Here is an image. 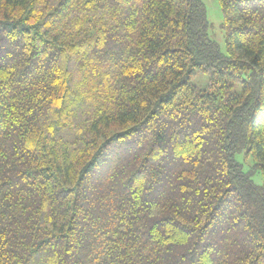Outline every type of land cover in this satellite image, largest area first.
Returning <instances> with one entry per match:
<instances>
[{
	"label": "trees",
	"instance_id": "trees-1",
	"mask_svg": "<svg viewBox=\"0 0 264 264\" xmlns=\"http://www.w3.org/2000/svg\"><path fill=\"white\" fill-rule=\"evenodd\" d=\"M218 1L224 52L202 0H0V264H264V0Z\"/></svg>",
	"mask_w": 264,
	"mask_h": 264
},
{
	"label": "rangeland",
	"instance_id": "rangeland-1",
	"mask_svg": "<svg viewBox=\"0 0 264 264\" xmlns=\"http://www.w3.org/2000/svg\"><path fill=\"white\" fill-rule=\"evenodd\" d=\"M205 9L208 21L211 23L212 28L210 29L212 38L219 44L220 49L225 51V44L223 39V32L220 29V22L222 21L221 7L218 0H202ZM202 77L206 80V76L201 73H196L192 77V82L196 85H202ZM236 159L244 163V168H247V162H244L242 154H237ZM252 179L255 183L262 182V176L260 173H255L252 176Z\"/></svg>",
	"mask_w": 264,
	"mask_h": 264
}]
</instances>
